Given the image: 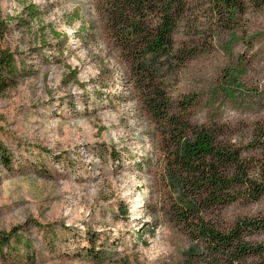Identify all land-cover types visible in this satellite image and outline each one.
I'll return each instance as SVG.
<instances>
[{
	"label": "rangeland",
	"instance_id": "obj_1",
	"mask_svg": "<svg viewBox=\"0 0 264 264\" xmlns=\"http://www.w3.org/2000/svg\"><path fill=\"white\" fill-rule=\"evenodd\" d=\"M0 15V152L11 163L0 162V232L15 229L29 245L27 258L21 244L3 247L0 264L187 263L198 249L169 214L159 129L102 1L0 0ZM199 16L197 29L175 38L191 56L166 76L165 92L174 109L187 101L193 125L224 126L264 171V6L224 27ZM262 217L264 196L225 207L221 224ZM248 239L264 246V232Z\"/></svg>",
	"mask_w": 264,
	"mask_h": 264
},
{
	"label": "trees",
	"instance_id": "obj_2",
	"mask_svg": "<svg viewBox=\"0 0 264 264\" xmlns=\"http://www.w3.org/2000/svg\"><path fill=\"white\" fill-rule=\"evenodd\" d=\"M101 1L105 27L129 66L146 114L159 129L162 185L172 197L169 214L198 249L184 264H246L264 257V246L248 239L264 232V217L221 224L225 207L237 201L256 202L264 196L262 166L243 156L227 138L224 126L190 123L185 116L187 101L174 109L164 87L166 76L191 56L175 48L181 29H197L201 14L210 15L216 26H229L248 7L260 10L264 0ZM26 14L34 17L37 8ZM6 29L7 20L0 15V33ZM83 33L87 34L84 25L79 34L85 41ZM2 60L15 71L11 55ZM258 143L264 147V130ZM0 162L5 168L11 165L9 157L1 152ZM19 244L26 249L27 258L29 245L23 235L15 229L0 232V254L3 247L8 254Z\"/></svg>",
	"mask_w": 264,
	"mask_h": 264
}]
</instances>
